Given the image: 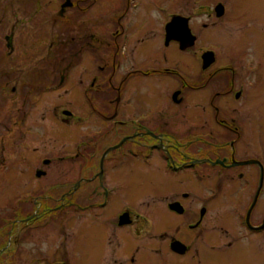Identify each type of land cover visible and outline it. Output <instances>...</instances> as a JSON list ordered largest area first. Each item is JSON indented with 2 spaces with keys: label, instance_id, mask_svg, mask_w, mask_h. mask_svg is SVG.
<instances>
[{
  "label": "flooded vegetation",
  "instance_id": "obj_1",
  "mask_svg": "<svg viewBox=\"0 0 264 264\" xmlns=\"http://www.w3.org/2000/svg\"><path fill=\"white\" fill-rule=\"evenodd\" d=\"M95 1L70 9L98 18ZM102 1L112 17L102 27L82 18L77 65L62 56L59 85L75 70L67 103L78 109H62L67 145L54 160L25 150L13 171L16 182L42 181L21 192L44 200L46 228L78 221L77 231H0V264H255L264 241L263 62L234 41L218 40V52L201 34L241 18L230 0ZM174 18L195 38L185 50L167 36ZM86 57L96 66L85 67ZM14 211L16 225L35 221L31 204ZM86 224L94 231H78Z\"/></svg>",
  "mask_w": 264,
  "mask_h": 264
},
{
  "label": "rangeland",
  "instance_id": "obj_2",
  "mask_svg": "<svg viewBox=\"0 0 264 264\" xmlns=\"http://www.w3.org/2000/svg\"><path fill=\"white\" fill-rule=\"evenodd\" d=\"M73 1L70 0L72 6ZM66 2L0 0V231H77L78 221L71 227L70 224L53 225L51 228L44 226V200L30 195L29 191L21 192L42 181L13 180L15 166L24 155L29 157L25 150L54 160L55 154L58 155L67 145L62 140L66 128L61 121L62 109L71 111L73 115L78 109L75 104L67 103L75 101V70L70 72L69 79L62 87L59 85L61 71L65 67L62 56L67 57L65 63L72 61L75 67L78 60L76 36L83 27V19H97L102 27V23L112 17L111 12L104 10L110 8L103 6L102 3L107 2L102 0L95 1L104 11L98 18L86 16L88 11L84 15L81 13V17L76 7L70 9L72 6L66 7V12L60 14ZM230 8L232 16L241 18V23L226 27L219 23L216 27L201 29V34L216 39L210 43V47L219 44L218 52H223L218 40L225 47L234 41L238 48L236 52L246 53L263 62L260 74L264 76V0H230ZM10 37L12 44L8 45ZM222 62L223 58H219V64ZM83 65L89 68L96 66L94 61H87V57ZM47 81L53 82V85L45 88L43 84ZM256 96L259 105L264 107V88H260ZM57 111H60L58 116ZM72 124L73 127L76 125ZM74 140L73 136L69 139L73 143ZM19 168L25 170V166ZM19 203L31 204L35 209V221L26 228L18 221L17 225L14 223L18 219L14 209ZM94 229L92 224H86L78 231ZM46 239L45 235H36V243L46 244ZM6 243L9 240L5 239ZM253 255L255 264H264V241L255 245Z\"/></svg>",
  "mask_w": 264,
  "mask_h": 264
},
{
  "label": "water",
  "instance_id": "obj_3",
  "mask_svg": "<svg viewBox=\"0 0 264 264\" xmlns=\"http://www.w3.org/2000/svg\"><path fill=\"white\" fill-rule=\"evenodd\" d=\"M72 6L70 0L62 6L61 14L64 12L66 7ZM167 36H174L177 40H179L181 44V49L185 50L189 46L194 44L195 38L191 36L189 29L185 22H182L181 18H174L173 22H171L167 26ZM65 115H71V112L65 111Z\"/></svg>",
  "mask_w": 264,
  "mask_h": 264
},
{
  "label": "trees",
  "instance_id": "obj_4",
  "mask_svg": "<svg viewBox=\"0 0 264 264\" xmlns=\"http://www.w3.org/2000/svg\"><path fill=\"white\" fill-rule=\"evenodd\" d=\"M13 222L10 223V226L12 225Z\"/></svg>",
  "mask_w": 264,
  "mask_h": 264
}]
</instances>
